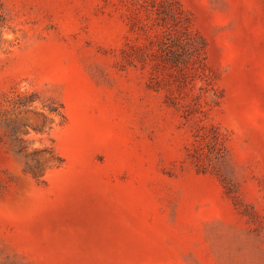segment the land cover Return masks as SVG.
<instances>
[{"label": "rangeland", "instance_id": "1", "mask_svg": "<svg viewBox=\"0 0 264 264\" xmlns=\"http://www.w3.org/2000/svg\"><path fill=\"white\" fill-rule=\"evenodd\" d=\"M175 1L0 0V264H264V0Z\"/></svg>", "mask_w": 264, "mask_h": 264}, {"label": "trees", "instance_id": "2", "mask_svg": "<svg viewBox=\"0 0 264 264\" xmlns=\"http://www.w3.org/2000/svg\"><path fill=\"white\" fill-rule=\"evenodd\" d=\"M176 3L177 1L175 0H162V4L160 5L163 10L159 11V14H163L162 19L164 21H168V19L171 18L177 31L180 33L182 29V20L179 11L176 8ZM184 40L186 39H183V37L178 39L181 44L184 43ZM191 44L193 46V43L189 41V46Z\"/></svg>", "mask_w": 264, "mask_h": 264}]
</instances>
